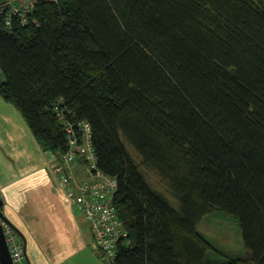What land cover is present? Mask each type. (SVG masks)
<instances>
[{"label":"trees","instance_id":"obj_1","mask_svg":"<svg viewBox=\"0 0 264 264\" xmlns=\"http://www.w3.org/2000/svg\"><path fill=\"white\" fill-rule=\"evenodd\" d=\"M34 13L38 26L0 29V97L45 152L68 149L55 104L90 124L131 241L114 264H264V3L57 0ZM214 212L239 223L248 260L198 232Z\"/></svg>","mask_w":264,"mask_h":264},{"label":"crops","instance_id":"obj_2","mask_svg":"<svg viewBox=\"0 0 264 264\" xmlns=\"http://www.w3.org/2000/svg\"><path fill=\"white\" fill-rule=\"evenodd\" d=\"M55 163L45 155L14 105L0 97L1 212L23 248L24 261L28 264L94 261L87 222L57 186L51 173ZM68 165L66 172L76 187L87 178L85 165L81 160Z\"/></svg>","mask_w":264,"mask_h":264},{"label":"built area","instance_id":"obj_3","mask_svg":"<svg viewBox=\"0 0 264 264\" xmlns=\"http://www.w3.org/2000/svg\"><path fill=\"white\" fill-rule=\"evenodd\" d=\"M40 2L57 3V0H20L17 4H11L9 10L14 11L19 7L22 8L26 16H32L29 20L27 18V22L23 20V23L26 22L24 27L29 24L38 26L34 12ZM2 8L3 6L0 4V10ZM3 15L6 20H10L12 16L16 17L10 12H5ZM52 111L65 132L68 149L65 153L45 152V155L51 157L52 161H56L51 172L56 179L57 186L69 199L70 205L77 209L86 220L94 241L92 251L103 261L114 264L113 260L118 248L131 246L128 232L118 216L116 207L113 206L115 193L118 189L117 182L109 175L101 173L97 168L96 153H94L91 142L90 124L75 120L72 114L67 109L60 107L59 104H55ZM77 159H81L85 163L87 178L75 187L65 166ZM4 229L7 245H10L9 253L13 264H28L22 255V246L15 240L16 235H13L9 226L4 225Z\"/></svg>","mask_w":264,"mask_h":264},{"label":"rangeland","instance_id":"obj_4","mask_svg":"<svg viewBox=\"0 0 264 264\" xmlns=\"http://www.w3.org/2000/svg\"><path fill=\"white\" fill-rule=\"evenodd\" d=\"M19 1L20 0H0V4H2L3 6V8L0 10V29H2L1 31L7 36L12 35L16 28H27L31 25L29 24V26L24 27L26 25L25 23L27 22V18L29 20L30 18H32V16H26L22 8L19 7L17 10L14 11L9 10L11 4H17V2ZM251 1L256 3H264V0ZM5 12H10L12 15L15 14L16 17L12 16L10 20H6L3 15ZM23 20H25L26 22L23 23ZM4 81V77L1 75L0 82ZM130 151L135 160L139 163L141 172L143 173V177L146 183H149V185L155 192L162 193L168 200H172L173 196L169 192L166 182L163 181V179L158 173L143 167L135 152L131 149ZM82 163L85 164L84 162ZM68 166L69 165L67 164V166H65V169ZM197 230L201 235L206 236L208 240L210 239L211 241H209L213 242V245L218 246L223 252L229 253L230 255L235 256L237 258L241 257L248 260V255L247 253H245L244 244L242 243L241 234L239 233V223L233 220L228 214L223 212H214L213 215L204 217L203 220L198 223ZM11 231H13V229ZM92 242L93 243L91 244L90 251L92 252L94 261L87 256L92 262L85 259L83 261H80L79 264H110L108 262L103 261L98 255H96V253L92 251L94 241L92 240Z\"/></svg>","mask_w":264,"mask_h":264},{"label":"water","instance_id":"obj_5","mask_svg":"<svg viewBox=\"0 0 264 264\" xmlns=\"http://www.w3.org/2000/svg\"><path fill=\"white\" fill-rule=\"evenodd\" d=\"M2 70H0V76L2 75ZM3 201L0 199V264H13L12 258L9 253V246L7 245V237L5 234L4 225H8L6 219L3 216L2 211ZM11 229V227L9 226ZM12 230V229H11Z\"/></svg>","mask_w":264,"mask_h":264}]
</instances>
